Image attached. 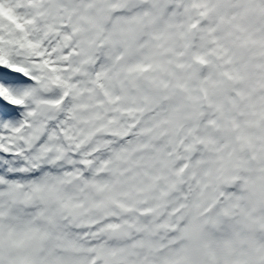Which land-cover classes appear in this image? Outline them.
Returning a JSON list of instances; mask_svg holds the SVG:
<instances>
[{"label":"clouds","instance_id":"clouds-1","mask_svg":"<svg viewBox=\"0 0 264 264\" xmlns=\"http://www.w3.org/2000/svg\"><path fill=\"white\" fill-rule=\"evenodd\" d=\"M0 69V264H264V0H0Z\"/></svg>","mask_w":264,"mask_h":264},{"label":"snow or ice","instance_id":"snow-or-ice-1","mask_svg":"<svg viewBox=\"0 0 264 264\" xmlns=\"http://www.w3.org/2000/svg\"><path fill=\"white\" fill-rule=\"evenodd\" d=\"M0 82L3 84H15L20 82V78L14 76L11 72L0 69ZM0 96L7 97V93L0 89ZM15 102V101H13ZM8 105L4 102L3 99H0V116H5L9 114Z\"/></svg>","mask_w":264,"mask_h":264}]
</instances>
